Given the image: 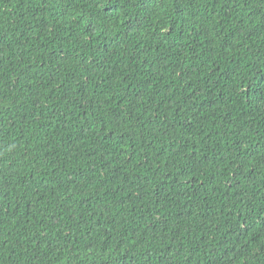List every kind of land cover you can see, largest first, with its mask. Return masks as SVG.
<instances>
[{"label": "trees", "instance_id": "trees-1", "mask_svg": "<svg viewBox=\"0 0 264 264\" xmlns=\"http://www.w3.org/2000/svg\"><path fill=\"white\" fill-rule=\"evenodd\" d=\"M0 264H264V0H0Z\"/></svg>", "mask_w": 264, "mask_h": 264}]
</instances>
